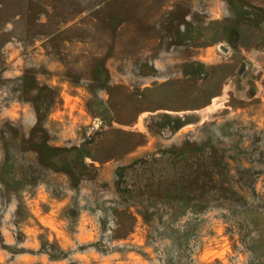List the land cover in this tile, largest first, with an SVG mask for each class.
<instances>
[{"label": "rangeland", "instance_id": "374dc122", "mask_svg": "<svg viewBox=\"0 0 264 264\" xmlns=\"http://www.w3.org/2000/svg\"><path fill=\"white\" fill-rule=\"evenodd\" d=\"M0 264H264V0H0Z\"/></svg>", "mask_w": 264, "mask_h": 264}]
</instances>
